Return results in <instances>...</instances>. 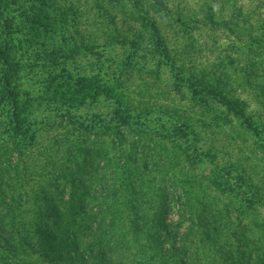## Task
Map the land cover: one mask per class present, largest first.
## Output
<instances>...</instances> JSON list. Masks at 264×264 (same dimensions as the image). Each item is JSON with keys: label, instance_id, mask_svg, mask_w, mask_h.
I'll use <instances>...</instances> for the list:
<instances>
[{"label": "rangeland", "instance_id": "1", "mask_svg": "<svg viewBox=\"0 0 264 264\" xmlns=\"http://www.w3.org/2000/svg\"><path fill=\"white\" fill-rule=\"evenodd\" d=\"M1 42L0 264H264V0H0Z\"/></svg>", "mask_w": 264, "mask_h": 264}, {"label": "trees", "instance_id": "2", "mask_svg": "<svg viewBox=\"0 0 264 264\" xmlns=\"http://www.w3.org/2000/svg\"><path fill=\"white\" fill-rule=\"evenodd\" d=\"M5 54H6V51H5V48H4V43L3 42H1V44H0V65L1 66H4V64H6V58H5ZM1 93H2V95H3V98L5 99V100H7V102H8V104L11 106V109H13L14 110V112H13V117L11 118V121H10V123H11V125H12V129L14 130V132L18 135V136H21V137H23L24 138V133L22 132V131H20V123H19V118H18V115H17V113H16V108H17V103H16V99H15V96H14V94H13V91H12V87L9 85V81L8 80H5L3 83H2V87H1ZM30 138H31V136H29ZM24 140H25V138H24ZM105 189H106V187H105ZM109 193H110V196H116V195H114V192H115V190L113 191V188H112V190L111 189H108L107 190ZM98 192V191H97ZM97 194V193H96ZM89 195V193L87 194V196ZM91 197V199H92V201L94 200L95 202H98L99 201V206H100V208L102 207V206H107L108 208H111V210H112V212L113 213H116V210L117 209H115L114 208V206H112V205H110L109 203H106V201H104V200H108V197H109V195H108V197H106L105 195H102V192L101 191H99L98 192V194L97 195H90ZM100 198H103V200L102 199H100ZM108 211H110V210H105V213L107 212L108 213ZM104 212V210L103 209H98V211H97V213H95L94 211H92V210H90V211H88L87 213L85 212V213H83V214H85L87 217H88V219L89 218H92V217H94L96 214H98V215H101L102 213ZM91 221V220H90ZM111 222V221H110ZM114 223V222H113ZM112 222H111V226H109V225H107V231H105V233L106 234H108V236H109V239H112L114 242H119V234H118V232L116 231V227L114 228V229H112V224H113ZM115 224V223H114ZM140 225L141 224H139V225H136V224H134V229L137 231H140L141 229V227H140ZM121 229V228H120ZM122 230V229H121ZM76 232H72V234L74 235ZM10 241V239H8L7 241L6 240H4V243L2 244V243H0L1 244V246H9L10 247V244H11V242H9ZM30 244V242L28 243V246H30L29 245ZM47 245H48V241H47V239H44V241H43V246H44V248L45 249H47ZM13 247L14 248H16V246L15 245H13ZM76 250L80 253L81 251V249H79V248H76ZM58 255H59V253H57ZM93 254H95V253H93ZM69 255V257H73V255H71V254H68ZM90 255H91V252H90ZM60 256V255H59Z\"/></svg>", "mask_w": 264, "mask_h": 264}]
</instances>
